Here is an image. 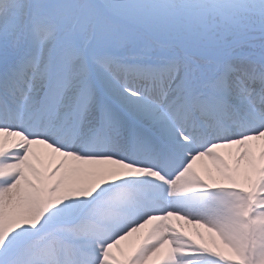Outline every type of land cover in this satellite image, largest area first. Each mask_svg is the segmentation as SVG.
I'll list each match as a JSON object with an SVG mask.
<instances>
[{
    "label": "snow or ice",
    "instance_id": "1",
    "mask_svg": "<svg viewBox=\"0 0 264 264\" xmlns=\"http://www.w3.org/2000/svg\"><path fill=\"white\" fill-rule=\"evenodd\" d=\"M0 264H264V0H0Z\"/></svg>",
    "mask_w": 264,
    "mask_h": 264
},
{
    "label": "rangeland",
    "instance_id": "2",
    "mask_svg": "<svg viewBox=\"0 0 264 264\" xmlns=\"http://www.w3.org/2000/svg\"><path fill=\"white\" fill-rule=\"evenodd\" d=\"M189 228H191L192 226H188Z\"/></svg>",
    "mask_w": 264,
    "mask_h": 264
}]
</instances>
